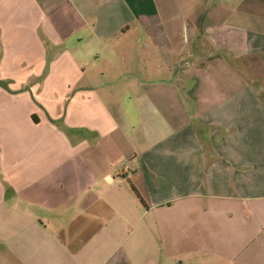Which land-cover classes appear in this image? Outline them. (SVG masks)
I'll return each mask as SVG.
<instances>
[{"label":"crops","instance_id":"1","mask_svg":"<svg viewBox=\"0 0 264 264\" xmlns=\"http://www.w3.org/2000/svg\"><path fill=\"white\" fill-rule=\"evenodd\" d=\"M242 211L264 213V0H0V263L205 255Z\"/></svg>","mask_w":264,"mask_h":264},{"label":"rangeland","instance_id":"2","mask_svg":"<svg viewBox=\"0 0 264 264\" xmlns=\"http://www.w3.org/2000/svg\"><path fill=\"white\" fill-rule=\"evenodd\" d=\"M261 187L262 185H258ZM264 213L260 214L258 221L254 220L251 215H247L244 211L240 213H232L223 217V226L225 229L222 231L225 242L229 246L225 249L222 246L223 238L214 237L211 233L210 238V251L208 250L205 255L196 254L187 256L183 252L171 257H162L163 264H175L179 258L190 260L186 264H264V226L263 223ZM242 220H246L244 223ZM250 222L249 225L246 222ZM220 247V248H217ZM152 254L149 256L147 263L153 264L155 259V250L151 249ZM161 253L164 252L161 250ZM155 254V255H154ZM173 260V261H172ZM7 264V263H0ZM48 264H60L57 260L50 261ZM105 264V263H103Z\"/></svg>","mask_w":264,"mask_h":264}]
</instances>
